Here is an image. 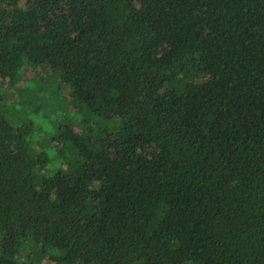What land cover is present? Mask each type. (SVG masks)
Listing matches in <instances>:
<instances>
[{
    "label": "trees",
    "instance_id": "1",
    "mask_svg": "<svg viewBox=\"0 0 264 264\" xmlns=\"http://www.w3.org/2000/svg\"><path fill=\"white\" fill-rule=\"evenodd\" d=\"M9 102L59 118L53 172ZM47 254L264 264V0H0V264Z\"/></svg>",
    "mask_w": 264,
    "mask_h": 264
},
{
    "label": "rangeland",
    "instance_id": "2",
    "mask_svg": "<svg viewBox=\"0 0 264 264\" xmlns=\"http://www.w3.org/2000/svg\"><path fill=\"white\" fill-rule=\"evenodd\" d=\"M49 73L46 72L45 70H40L39 68H32L30 66H27L26 68H22L21 73H20V79H19V84L21 86H24L26 82H33V87L35 89L41 88V84L40 81L44 80V79H51L53 80V82L55 81V79L51 76L48 75ZM56 81L59 82L60 80L58 78H56ZM29 83L30 85H32V83ZM25 87H28L27 83L25 85ZM44 93V96L42 95L43 99L45 101H48L49 99V103L50 105L52 104V96L50 94L49 91L47 90H43L42 91ZM58 93L59 95V99H60V110L58 109V111H60L59 116H61L62 114H68L70 115V113L72 111H76L77 110V105L75 103H73L69 97L68 91L65 88H61V91H55ZM58 99L56 100L55 103H57ZM39 104V103H38ZM33 105V103H32ZM40 105V104H39ZM55 106V104H54ZM28 107V106H27ZM49 108L45 105L41 106V112L33 115V113H30V109H24L23 105H14L12 103H8L6 108H5V114L7 119L9 120V122L13 125H20L23 123H27L31 120L30 116L33 117V119H35L38 123V127L36 128V130H34L31 135H30V139H32V142L34 144H42L40 139H47L51 136V130H52V120L50 119H59L55 115V112H49L48 115H46V111H48ZM79 116L74 114L71 116L72 122H74L75 125H77L78 127H80V129H86L87 128V123H83L82 120V114L79 113ZM54 117V118H53ZM50 142H45L42 144V147H44V149H46L47 153L49 154V157L51 158L50 163L48 166H46L47 172L51 173L54 170L57 169L58 166H60L62 159L64 157H66L67 154V150L64 149H60L59 153H57L55 145L56 143H54L55 145L53 146L52 144H49ZM59 154V155H58ZM63 157V158H62ZM73 162V161H71ZM62 165V164H61ZM30 248H23L22 249V254H21V258L20 260L23 261L26 256L30 253ZM51 254H47L45 255L43 258L40 259H36L33 264H53L52 260H51Z\"/></svg>",
    "mask_w": 264,
    "mask_h": 264
}]
</instances>
